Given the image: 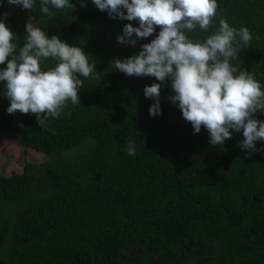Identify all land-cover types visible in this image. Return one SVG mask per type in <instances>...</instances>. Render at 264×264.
Returning a JSON list of instances; mask_svg holds the SVG:
<instances>
[{
  "label": "trees",
  "instance_id": "trees-1",
  "mask_svg": "<svg viewBox=\"0 0 264 264\" xmlns=\"http://www.w3.org/2000/svg\"><path fill=\"white\" fill-rule=\"evenodd\" d=\"M73 3L76 11L49 5L51 15L39 0L31 11L6 0L0 8L19 38L17 54L34 16L49 37L83 48L97 72L80 77L81 103L68 101L43 125L34 114L9 115L0 84V140L17 136L26 156L45 157L21 173L0 171V262L264 264V151H242L243 130L216 146L203 127L194 135L169 100L170 84L161 89L163 114L149 116L153 101L143 90L155 79L128 77L111 62L137 54L155 34L134 48L120 45L123 26L136 22L110 19L91 0ZM220 19L249 29L252 39L239 44L232 64L264 85V0H218L209 29L188 35L203 41Z\"/></svg>",
  "mask_w": 264,
  "mask_h": 264
},
{
  "label": "clouds",
  "instance_id": "clouds-1",
  "mask_svg": "<svg viewBox=\"0 0 264 264\" xmlns=\"http://www.w3.org/2000/svg\"><path fill=\"white\" fill-rule=\"evenodd\" d=\"M7 4L31 11L37 0H6ZM101 12L113 20L129 22L116 37L120 45L141 50L130 57L116 59L115 70L128 77H152L156 82L145 86V98L153 103L149 116H161V89L170 84L169 100L191 124L193 134L202 127L212 146L225 145L234 132L242 131V151H264V120L255 118L264 113V85L252 73L238 70L232 61L240 43L247 45L252 36L247 27L239 30L220 19L219 27L203 41H194L188 33L199 28L207 31L216 16L218 0H91ZM5 0H0L3 8ZM39 11L51 15L52 8L76 11L73 0H39ZM86 7V0H81ZM4 18L0 19V84L9 101L6 111L34 114L40 125L49 117L57 118L67 102L81 103L78 89L80 77L96 74V63L90 62L83 48L49 37L34 16L25 24L26 42L16 53L18 36ZM159 31L157 33V27ZM49 58L57 61L54 67L42 70ZM43 117V118H42ZM128 154H135V145L128 146Z\"/></svg>",
  "mask_w": 264,
  "mask_h": 264
},
{
  "label": "rangeland",
  "instance_id": "rangeland-1",
  "mask_svg": "<svg viewBox=\"0 0 264 264\" xmlns=\"http://www.w3.org/2000/svg\"><path fill=\"white\" fill-rule=\"evenodd\" d=\"M45 160L44 155L36 152H29L26 156L21 140L17 136L8 135L0 140V171L5 172L4 166H7V170L21 173L24 164L27 162H43Z\"/></svg>",
  "mask_w": 264,
  "mask_h": 264
},
{
  "label": "water",
  "instance_id": "water-1",
  "mask_svg": "<svg viewBox=\"0 0 264 264\" xmlns=\"http://www.w3.org/2000/svg\"><path fill=\"white\" fill-rule=\"evenodd\" d=\"M0 264H5V263L0 262Z\"/></svg>",
  "mask_w": 264,
  "mask_h": 264
}]
</instances>
